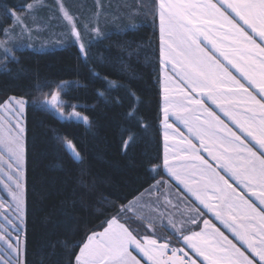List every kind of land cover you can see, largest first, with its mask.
Masks as SVG:
<instances>
[{
	"label": "trees",
	"instance_id": "obj_1",
	"mask_svg": "<svg viewBox=\"0 0 264 264\" xmlns=\"http://www.w3.org/2000/svg\"><path fill=\"white\" fill-rule=\"evenodd\" d=\"M47 1L56 5L55 0ZM64 1L68 5L75 0ZM107 1L98 8L88 0L77 12L68 6L83 20L77 25L86 57L68 29L71 39L63 46L19 48L0 68V98L29 99L65 83L64 102L78 104L88 117V123L63 120L40 105H27L24 264H76L80 245L90 233L104 227L119 206L166 176L159 2L117 0L107 14ZM38 2L0 0V27L13 26L5 8L21 14L19 5ZM105 14L114 22H103ZM95 24L99 35L90 30ZM0 37H6L2 30ZM62 139L76 146L80 160ZM199 225L196 230L202 229V222ZM160 239L190 253L174 235Z\"/></svg>",
	"mask_w": 264,
	"mask_h": 264
},
{
	"label": "snow or ice",
	"instance_id": "obj_2",
	"mask_svg": "<svg viewBox=\"0 0 264 264\" xmlns=\"http://www.w3.org/2000/svg\"><path fill=\"white\" fill-rule=\"evenodd\" d=\"M38 2V0H37ZM21 12H27L35 7V3L21 4ZM64 18L70 26L71 36L79 44L83 56H87L85 45L80 42L81 34L77 30L72 15L63 7ZM235 13L239 21L243 22L259 38V43L252 35L234 19L230 13ZM4 15L13 21V25H23V20L15 12L5 8ZM26 27V26H25ZM5 35L7 28L0 27ZM99 34V29L94 30ZM159 33L161 41L162 62L165 65V139L167 130L172 125L167 123L169 106L176 113V119L188 126L189 132L200 139L204 151L212 157L217 168L231 174L257 197L264 205V0H159ZM206 42V43H205ZM0 41V45H3ZM91 43V42H90ZM210 46V47H209ZM5 56L10 50L5 49ZM236 70L249 85L258 88L253 92L246 87L221 59ZM171 65L175 76L167 74V66ZM176 77H179L177 80ZM171 85V87H170ZM197 89L207 90L208 98L217 103L225 116L229 117L245 136L237 134L216 116L215 113L203 107L202 99H196L193 93ZM170 91H175L183 98L180 101L170 99ZM187 101V103H184ZM219 101L230 105L224 108ZM25 101L10 97L4 108L15 116L14 135L0 137V144H4L9 154L7 168L11 170L7 180L14 186L5 184L15 204L16 219L23 223L24 219V128L20 117L24 112ZM63 116L60 93L56 91L50 99L43 101ZM189 105H198L204 119L199 127L193 129L188 120L180 112L190 111ZM73 107V106H70ZM66 119L88 122L87 116L72 111ZM213 139L219 147L213 152L205 143V137ZM251 137L259 145V153L248 143ZM191 152L199 150L189 145ZM65 148L74 159L80 160L76 146L69 140ZM167 152V149H166ZM0 153V161H3ZM190 159L198 161L202 168H211V165L199 155ZM169 174L184 184L188 191L204 204L209 210L213 206L206 201L209 199L204 192L189 187L184 175L175 166L171 165L167 154L163 160ZM203 174V173H202ZM208 183L214 189V195L220 204L215 210V216L226 227L247 245V251L241 250L228 239L218 228L204 220V228L214 231L191 232L190 235L178 237L196 253V258H187L188 253L183 248H169L168 243L160 244L156 239L144 238V243L132 234L125 224L113 217L108 227L102 233H93L87 243L81 247L76 256V264H141L129 251L130 245L144 253L152 264H264V208L245 199L228 179L219 172H213L208 177ZM5 205L0 201V208ZM135 204L129 202L119 206L117 215L127 214L135 209ZM239 210L238 214L237 211ZM135 215V212H133ZM193 224L197 221L193 218ZM11 223V221H9ZM151 227V224H149ZM175 229V225H172ZM17 235L12 241L4 233H0V240L5 241L8 248L17 257V264H23L21 256L22 228H16ZM171 251V256L167 253ZM258 258V259H257ZM0 264H6L0 257Z\"/></svg>",
	"mask_w": 264,
	"mask_h": 264
},
{
	"label": "rangeland",
	"instance_id": "obj_3",
	"mask_svg": "<svg viewBox=\"0 0 264 264\" xmlns=\"http://www.w3.org/2000/svg\"><path fill=\"white\" fill-rule=\"evenodd\" d=\"M85 1V2H84ZM75 0L68 5L64 0H55L56 5H49L47 0L39 1L35 7L24 13H16V15L20 16L23 20V25H13L9 30V34L6 35L5 38L0 37V41H3V45H0V68H2L5 63L13 59L15 57V51L19 48H38V49H47L49 48H58L63 46L71 36L68 33V29L70 30V26L68 25L67 20L64 18L63 9L67 10L70 15L73 16L75 25L78 31L79 27L77 22L83 20H77V15L71 14L68 6L72 8V11L75 12L80 11L83 6H88V0ZM98 8L102 7L104 4L103 0H92ZM84 2V3H83ZM159 2V1H158ZM118 3L117 0H108L106 4V12H112V8L116 7ZM114 5V6H113ZM125 7V6H124ZM50 8V9H48ZM48 9V10H47ZM107 12V14H108ZM159 12V11H158ZM159 15V14H158ZM111 20L114 22L112 18H107L106 14L102 19L103 22H107ZM110 21V22H111ZM80 22V23H81ZM109 23V22H108ZM26 26V27H25ZM68 26V28H67ZM99 29L98 24H95L94 29H90L95 35L97 34L94 30ZM100 33V29H99ZM71 34V30H70ZM81 34V32H80ZM74 41L75 38L73 37ZM76 42V41H75ZM84 44L82 35L81 41ZM77 43V42H76ZM78 47L79 44L77 43ZM10 50L9 55L5 56L4 50ZM163 58L161 56V64H162V133H163V160L165 155L167 154L169 158V162L171 165L175 166L179 171H181L184 175V178L187 180L189 187L193 189L200 190L204 189L205 193H207V189L211 188L208 183V177L206 176V170L221 172L218 168L211 164L209 160H205L211 165V168H202L198 161H194L190 159L193 155H199L203 153L202 146L200 145V139L194 134V132H189L188 126H186L182 121L176 119L175 110L169 106V114L167 123L172 125V128L167 130V139H165V120H164V108H165V65L162 62ZM167 74L170 76H175V73L172 72L171 65L167 66ZM178 80L179 77H176ZM65 83L60 84L58 87L53 89L50 92L37 94L29 99L16 97L17 99H23L26 103L24 106V112L20 120L22 122V127L24 128V149H25V158H24V195H26V183H25V174H26V109L28 103H35L40 105L47 110L53 112L56 116L63 120H76V119H66L72 111L79 112L82 116H84L80 110L78 104H67L64 102L62 98L63 87ZM171 87V85H170ZM56 91L60 93V100L63 102L62 111L63 116H61L57 111H55L50 105L44 104L43 101L46 99H50L51 95ZM13 97V96H11ZM15 97V96H14ZM170 99H175L177 101L182 100L183 98L179 95V93L175 91H170L169 93ZM10 97L0 98V137H6L8 135H14V124L16 122V117L13 116L10 112H7L4 108L5 102L9 101ZM187 103V101H184ZM73 106V107H70ZM196 106V105H195ZM189 112H180L179 114L184 116L189 121ZM81 121V120H76ZM85 123V122H84ZM88 123V122H87ZM186 128V129H185ZM67 139H62V143L65 146V142ZM194 145L199 151L196 153L191 152L189 145ZM167 149V152H166ZM77 150V149H76ZM78 152V151H77ZM0 153H3V161H0V201L5 205L4 208H0V233H4L8 238L12 241H15V237L17 235L16 228H22L23 232L21 235V256L20 260L23 261L24 264V238H25V204H24V219L21 224L19 220L16 219L15 212V204L12 200L11 194L8 189L5 187V184L11 185V182L7 180V175L10 174L11 170L7 168V162L9 161V154L7 152L4 144H0ZM79 153V152H78ZM81 157V156H80ZM203 157V156H201ZM162 169L166 176L160 177L154 184H152L148 189H146L141 195L132 200L135 204V209L133 211L128 212L127 214L121 215H113L107 220L104 227L101 229L94 231L93 233H102L108 227V222L113 218H117L120 223L125 224L126 227L132 231V234L140 240L141 243H144V238L148 237L151 239L158 238H171L173 237H182L183 235H190L191 232H197L199 230H206L204 228L203 220L210 221L211 225H214L215 228H218L220 232H223V229L217 223L215 224L209 219H206L205 215L199 211L193 205L189 204V201L184 197V195L179 191L178 188L182 189L183 192L191 197L196 204L204 210L211 218L212 216L202 207L201 203L196 200L195 196L193 197L191 193L188 191V188L184 186V184L177 181L174 177H172L168 169L162 164ZM203 173V174H202ZM175 184V186H174ZM13 191H15L14 186H12ZM213 210L215 211V207L213 206ZM135 212V215L133 214ZM195 219L197 223L193 224L191 221ZM213 219V218H212ZM11 221V223H9ZM202 222L203 227L200 228V223ZM151 224V227H149ZM175 225V229H173L172 225ZM195 227H199L198 230ZM172 233V236L167 234V231ZM222 230V231H221ZM209 233L213 232L212 228L207 229ZM93 233H90L87 238L81 243V247H83L84 243H87L88 237ZM226 234L227 232L224 231ZM230 234V233H229ZM237 247L242 246L238 242H236L233 238H228ZM185 249L190 252L192 258L200 259L196 256L194 250L188 247L183 241ZM241 248V247H239ZM129 251L133 256L136 257L137 260L141 262V264H152V261L148 259L147 256L144 255L139 249L135 247V245L129 246ZM80 252V250H79ZM79 255V253H78ZM77 255V256H78ZM0 257L4 259L6 264H17V257L12 253V251L8 248L5 241L0 240Z\"/></svg>",
	"mask_w": 264,
	"mask_h": 264
},
{
	"label": "crops",
	"instance_id": "obj_4",
	"mask_svg": "<svg viewBox=\"0 0 264 264\" xmlns=\"http://www.w3.org/2000/svg\"><path fill=\"white\" fill-rule=\"evenodd\" d=\"M213 2H216V0H213ZM229 13H230V15L234 19L237 20L238 23L241 24L242 27L245 28V30L249 33V35H252L253 38L257 40V43H259V38L255 35V33H253L251 31V29H249L246 25H243V22L242 21H239V18L235 16V13H231V10H229ZM217 58L218 59H221V62L223 64H225L226 67L229 68V71H231L232 74L237 77V79H239L242 83H244L246 87H249L250 90L253 91V92H258V88H256L253 85H249L248 81L245 80L244 77H242L238 72H236V70L234 68H232L230 65H228L227 64V61H224L222 58H220L218 53H217ZM193 96L196 99H202L203 107L206 108V109H209L210 111H212L213 113H215L216 116H219L220 119L222 121H224V123L227 124L229 128H231L233 131H236L237 134L241 135L242 137L246 135L245 133H241L239 131L238 127L233 123V121L231 119H229V117H227V116L224 115V113L221 111V108L218 107L217 103H213V101L208 98L207 90L206 89L203 90V91L200 90V89H197L196 92L193 93ZM218 103L221 104L224 108H229L230 107V105L223 103V101H219ZM189 108H190V112H189V121H188V124L190 126H192L193 129H196V128L199 127V124L203 121V119H204V113H203L202 109L198 105H196V106L195 105H189ZM205 143L208 145V147L213 152H216L217 149H218V147H219L218 144H215V142L213 141V139H211V138H209L207 136L205 137ZM248 143L250 144V146H252L254 148V150H256L259 153V151H260L259 145L255 144V141H253L251 139V137H248ZM200 145L202 146V149H203V153H200L201 156H203V159L204 160H207L208 159L211 164H213V165L216 166V164L213 161L212 157L208 154L207 151H204V145H202L201 143H200ZM218 170L221 172L220 175L221 176H224L225 179H228L229 183L232 184L233 187H235L237 189V191L244 196L245 199L249 200L251 203H253L254 205H256L257 208H264V205H261L260 204V201L257 199V197L252 194V190H249L243 184H240L239 181H237L234 178H232L230 173H228V172H226L224 170H221L219 168H218ZM213 172L212 171H209V170H206V176L209 177L210 175L213 174ZM210 187L213 188L212 186H210ZM199 191L205 193L204 189H200ZM191 195H192V193H191ZM206 195L209 198L206 202L207 203H210L212 206L215 207L216 210H218L217 209V206H218V204H220V201H218L216 199V197L214 195V189H207ZM201 205L212 216V218L215 220V222H217L220 225V227L223 229V232L222 233L225 236H227L228 238H233L236 242H238L239 244L242 245V246L239 245V247H241V250H244V251H247L248 253H250V250L247 249V245L244 244V242L241 241L238 237H236V235L231 231L230 228L226 227L220 220H218L216 218L215 211L214 210H209V208L205 207L204 204H201ZM236 211H237V214H238L239 210H236ZM202 231H207V230L202 229V230H199L197 232H202ZM224 231H226L227 233L225 234Z\"/></svg>",
	"mask_w": 264,
	"mask_h": 264
},
{
	"label": "built area",
	"instance_id": "obj_5",
	"mask_svg": "<svg viewBox=\"0 0 264 264\" xmlns=\"http://www.w3.org/2000/svg\"><path fill=\"white\" fill-rule=\"evenodd\" d=\"M157 242L160 243V244L168 243L170 249H171V248H180V247H178L175 243H173L172 241L167 240V239H158ZM185 252H186V251H185ZM167 255H168V256H171V251H169V252L167 253ZM187 258H192V257H191V255L188 254V257H186V259H187Z\"/></svg>",
	"mask_w": 264,
	"mask_h": 264
}]
</instances>
